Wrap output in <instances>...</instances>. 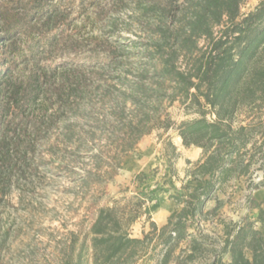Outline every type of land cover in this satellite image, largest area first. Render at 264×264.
I'll return each instance as SVG.
<instances>
[{
    "label": "trees",
    "instance_id": "obj_1",
    "mask_svg": "<svg viewBox=\"0 0 264 264\" xmlns=\"http://www.w3.org/2000/svg\"><path fill=\"white\" fill-rule=\"evenodd\" d=\"M244 2L0 0V255L12 193L30 200L56 174L105 184L144 136L174 130L201 156L180 179L167 142L181 182L167 223L151 220L145 195L110 197L86 232L68 233L57 264H136L146 251L154 264H264V199L249 197L239 222L220 220L218 241L200 228L215 191L264 160V0L241 14ZM85 52L105 61L47 63ZM175 102L197 117L175 124Z\"/></svg>",
    "mask_w": 264,
    "mask_h": 264
},
{
    "label": "rangeland",
    "instance_id": "obj_2",
    "mask_svg": "<svg viewBox=\"0 0 264 264\" xmlns=\"http://www.w3.org/2000/svg\"><path fill=\"white\" fill-rule=\"evenodd\" d=\"M261 1L245 0L241 14L252 11ZM103 61L105 60L101 56L85 52L55 56L47 63L86 66L101 64ZM167 109L175 124L197 117L196 114H186L178 102ZM259 117L264 119V110ZM245 118L246 114L241 112L237 119L243 121ZM167 142L180 149V158L172 163L175 174L183 179V169L186 168L184 160L194 159L198 150L183 147L174 130L167 134L154 131L144 136L124 156L121 168L105 184L92 185L89 190L80 189L73 182L77 176L56 174L54 177L47 175L44 187L38 188L30 200L19 202L18 194L12 193L6 202L5 213L13 234L7 248L0 255V264H57L59 250L69 239L68 233L73 231L81 235L86 232L97 210L104 207L110 197H118L124 193L145 195L150 199L146 206L150 213L160 207L178 210L180 207L168 198L174 193L173 186L178 188L181 182L172 177L167 161ZM75 163L80 169L91 167L86 160L77 159ZM256 190H264V160L260 158L248 177L231 180L215 191L207 208L215 206L216 211L200 228L218 241L222 235L219 221L239 222L249 216L247 201ZM138 228L139 226H135L132 232L134 237H140ZM136 264H154V258L146 251Z\"/></svg>",
    "mask_w": 264,
    "mask_h": 264
},
{
    "label": "crops",
    "instance_id": "obj_3",
    "mask_svg": "<svg viewBox=\"0 0 264 264\" xmlns=\"http://www.w3.org/2000/svg\"><path fill=\"white\" fill-rule=\"evenodd\" d=\"M179 140H180V138H178ZM180 143H181V140H180ZM173 145V144H172ZM175 146V145H174ZM183 146V145H182ZM176 147V149H177V153L180 151V149L177 147V146H175ZM195 149H197L198 150V152L196 153V156H195V158L194 159H190V158H187V159H185V160H189V161H191V162H195V160H197V159H199L200 158V156H201V150L200 149H198V148H195ZM178 157L180 158V155L178 154ZM177 157V159H179ZM176 159V160H177ZM185 160H184V162H185ZM186 163V162H185ZM183 175H184V169H183ZM253 197L256 199V200H258V201H261V200H263L264 199V190L263 191H260V190H256V191H254L253 192ZM210 202V201H209ZM208 202V203H209ZM208 203H207V205H208ZM207 205H206V208H205V211H212V210H214V208H215V206L212 208V209H208L207 208ZM172 211H174L172 208L171 209H164V208H162V207H160V208H158V209H156V210H154L152 213H150L147 209H146V212L148 213V215L149 216H151V220L160 228L161 226H163V225H165L166 223H167V219H168V217H169V215H170V213L172 212ZM215 211H216V209H215ZM248 211V210H247ZM253 213V212H252ZM248 214H249V212H248ZM250 215V214H249ZM139 229V228H138ZM138 232H139V230H138ZM223 260L224 261H228V256H225L224 258H223Z\"/></svg>",
    "mask_w": 264,
    "mask_h": 264
}]
</instances>
